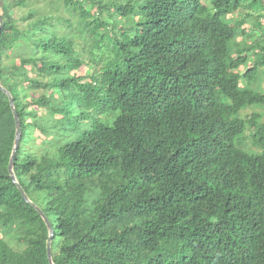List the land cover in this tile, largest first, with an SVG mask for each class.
<instances>
[{"label":"trees","instance_id":"trees-1","mask_svg":"<svg viewBox=\"0 0 264 264\" xmlns=\"http://www.w3.org/2000/svg\"><path fill=\"white\" fill-rule=\"evenodd\" d=\"M88 1L107 15L89 24L94 62L109 54L93 77L71 74L84 66L71 39L43 35L53 17L19 29L0 0L13 173L52 225L53 264H264V31L249 45L242 28L264 0ZM111 20L130 30L104 44ZM3 90L0 264H50L49 230L8 171Z\"/></svg>","mask_w":264,"mask_h":264},{"label":"rangeland","instance_id":"rangeland-1","mask_svg":"<svg viewBox=\"0 0 264 264\" xmlns=\"http://www.w3.org/2000/svg\"><path fill=\"white\" fill-rule=\"evenodd\" d=\"M17 0H4L5 5L9 8L10 6V15L13 21L16 22L19 29H25L26 25L29 24V21H24L23 18L26 17L29 13L35 14L33 19L30 21L37 20L42 17L50 16L53 17L52 21L49 23L53 25L54 27H46L45 32L43 35L51 36L56 35L60 38H68L71 39L73 42L74 48L77 51V53L80 56V59L82 63L84 64L83 67L80 68L79 71H74L71 74L72 75H83L86 76V74H90V76H95L99 74V68L103 67L102 63H104L105 60L109 58L108 53H104L102 56V59H97L96 62H94V57L92 56V46H94V40L90 33L91 27L89 24L93 23L97 18H101V20H105L107 18V15L105 12H102L101 15L97 11V5L94 3L86 0H78L83 8L90 9V15L89 16H83L82 12L78 9L77 6L69 4L68 6L65 4L64 0H26V6L24 7H17L14 8L12 5ZM74 2H77V0H73ZM101 2V5H105L109 8H112L113 3H123L120 0H99ZM1 12V9H0ZM245 13L242 11L236 12L234 15H231L228 17L229 20H231L232 25L236 21H239L242 17L244 18ZM259 19V21H258ZM258 24L255 25V18L248 19L246 24L242 27L243 29L248 28L249 31H253V34L251 36H248L246 38V43L249 45L251 44V41L254 40L253 36L256 39H261L262 33L264 31V15L261 18H258ZM106 22L107 21H103ZM114 23L113 20L108 21V26L101 27L99 29V35L103 39V43H108L109 39H113V37H116L118 39L121 38V33L123 30H130V27L126 24L125 21L121 22L120 25L115 29L111 26V24ZM88 24V25H87ZM87 25V26H86ZM95 27V25H94ZM101 39V38H100ZM92 40V41H91ZM91 52V54H90ZM96 54L100 53V51L95 50ZM36 53V52H34ZM101 60V62H99ZM104 60V61H103ZM103 61V62H102ZM248 68L250 65L246 64ZM94 70V72H93ZM31 71V72H30ZM239 72H244L245 68L244 66H241L238 68ZM27 73L28 76L31 78L36 77V72L32 70L30 67H27ZM261 79V87L264 92V77L260 76ZM263 78V79H262ZM45 81H48V78H45ZM88 81V79H87ZM246 89V88H244ZM255 112H261L264 113V109H255ZM252 112L251 110H247L244 113L250 114ZM43 112L40 110L38 114H42ZM35 137H37V142L35 143L37 146H41L42 142L40 140H43L42 137H40L38 134H35ZM56 146H59L60 144H55ZM48 148V147H46ZM43 150V148L40 147V149H37L36 147H33V153L36 155H39L40 152Z\"/></svg>","mask_w":264,"mask_h":264},{"label":"water","instance_id":"water-1","mask_svg":"<svg viewBox=\"0 0 264 264\" xmlns=\"http://www.w3.org/2000/svg\"><path fill=\"white\" fill-rule=\"evenodd\" d=\"M3 27H4V22L0 18V32L3 29ZM0 89L3 90L1 88V85H0ZM4 93L9 98L10 107H11V110H12V113H13L15 127H16V135H15V141H14V148H13V152H12V155H11V160H10V164H9V168H8V171H9V174H10V178H11L12 182L16 185V187L19 190V192H20L22 198L24 199V201L27 202L28 204H30L37 211V213L41 216V218L45 222V224H46V226H47V228L49 230V237L47 239V244H46V247H47V256H48L49 263L50 264H53V262H52L51 246H52V239H53L54 233H53L52 225L50 224V222H49L48 218L45 216V214L38 207H36L34 204H32L28 200V198H27L26 194L24 193L23 189L17 183L16 178H15V175L13 173V164H14V159H15V156H16V151H17V149L19 147V141H20V136H21V127H20V122H19V118H18L17 112L14 109V103H13L12 98L10 97V95L6 91H4Z\"/></svg>","mask_w":264,"mask_h":264}]
</instances>
